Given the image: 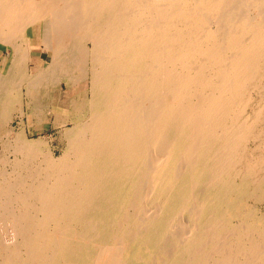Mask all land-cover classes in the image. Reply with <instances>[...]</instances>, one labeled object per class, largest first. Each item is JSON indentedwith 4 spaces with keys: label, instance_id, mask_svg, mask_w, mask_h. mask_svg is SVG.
<instances>
[{
    "label": "bare ground",
    "instance_id": "6f19581e",
    "mask_svg": "<svg viewBox=\"0 0 264 264\" xmlns=\"http://www.w3.org/2000/svg\"><path fill=\"white\" fill-rule=\"evenodd\" d=\"M0 42V264H264V0H0Z\"/></svg>",
    "mask_w": 264,
    "mask_h": 264
},
{
    "label": "rangeland",
    "instance_id": "374dc122",
    "mask_svg": "<svg viewBox=\"0 0 264 264\" xmlns=\"http://www.w3.org/2000/svg\"><path fill=\"white\" fill-rule=\"evenodd\" d=\"M27 31L29 33L30 32V29L28 28ZM40 47H41V39L39 37H35V43H34L32 55H31V72L34 71V69L36 68L37 62L39 61V56H40V50L39 49H40ZM11 55H12L11 47L8 46L5 43L0 42V70L2 69L1 71L3 73L5 72V66L2 65L1 61L5 57L8 58ZM43 57H45V54L42 55V58ZM54 109L55 108L53 107L52 108V111H54ZM55 110H59L60 111L59 108H56ZM249 110H250L249 107H246V111L248 112ZM13 115L14 116L10 120V124L14 127L15 130H17L20 126L23 129L25 127V130L29 133V137L30 138L38 137L40 134L41 135L44 134V135L50 136V139H53V143H54L53 145H56V143L64 140L63 132H62V128L61 127H53L50 123L48 124V123L44 122L45 131L44 132H41L40 130L37 129L38 127H40V125H41L40 123L39 124H37V123L35 124V122H33V121H27L24 118V116L20 119L19 114H13ZM51 117H52V115H50V118ZM18 120H20V121H18ZM58 133H60L59 136H58ZM59 137H60V139H59ZM0 148H1L0 149V152H2V144L1 143H0ZM11 151H12L11 153H12V157H13V154H14L13 152L15 150L13 151V149H11ZM55 152H56V155H59L60 154V150L59 149H56ZM16 153L18 154V152H16ZM247 201L252 206H255V207L259 208L261 211H264V206H263L264 204L262 202H255V203H253V201L251 199H248Z\"/></svg>",
    "mask_w": 264,
    "mask_h": 264
}]
</instances>
